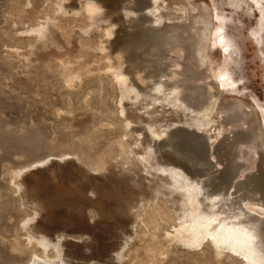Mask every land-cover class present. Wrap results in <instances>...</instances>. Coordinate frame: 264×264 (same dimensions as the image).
<instances>
[{"label": "rangeland", "instance_id": "374dc122", "mask_svg": "<svg viewBox=\"0 0 264 264\" xmlns=\"http://www.w3.org/2000/svg\"><path fill=\"white\" fill-rule=\"evenodd\" d=\"M223 3L0 0V264L34 256L62 264H245L211 243L175 239L178 205L153 186L171 183L157 165L180 148H155L154 133L158 145L179 130L197 134L216 165L222 140L240 132L248 141L232 156L243 168L237 181L252 175L264 197V115L254 101L264 98V66L251 40L240 41L237 92L219 86L225 65L213 47L215 8L233 12ZM234 17L248 36L256 13ZM166 28L178 42L160 46L156 34ZM175 96L202 99L205 109ZM31 237L60 243L61 258Z\"/></svg>", "mask_w": 264, "mask_h": 264}, {"label": "bare ground", "instance_id": "6f19581e", "mask_svg": "<svg viewBox=\"0 0 264 264\" xmlns=\"http://www.w3.org/2000/svg\"><path fill=\"white\" fill-rule=\"evenodd\" d=\"M224 4L232 8L233 12L228 16L224 13L223 8L220 9L219 5L216 6L214 16L217 26L213 32V47L220 48L223 53L225 68L217 74V79L223 92L230 95L237 92L239 84L233 77L235 70L242 68L240 41L251 40L256 48V58L264 66V0H224ZM96 5H89L88 9L92 14H98L101 10ZM240 9L247 15H250L251 12H255L257 15L255 26L248 29V36H245L236 24L234 15ZM230 25H234L233 32L228 31ZM39 32L41 33V31ZM156 35L160 46L178 42L174 29L166 28ZM192 79L196 81L193 77ZM262 82L264 85V74ZM163 87L164 84H159L157 88ZM173 91L175 93L177 87ZM187 95L196 101V97ZM181 97L175 96L174 98L183 106L194 111L205 109L206 104L202 99L195 103L189 102V99L188 101L183 100ZM254 101L256 106L262 109L264 115V98L261 101ZM260 108L258 109L261 113ZM222 111L230 115L233 114L227 109ZM225 120L228 121L226 118ZM202 126L206 125L202 124ZM202 129L204 130V128ZM167 137L166 141L158 145L156 142L161 139V136L154 133L151 141L154 142L155 148L158 146L159 150L166 147L174 149L175 145L180 146L174 151L161 152V162L156 169L164 175L167 174L165 177L168 176L171 183L163 184L165 181L163 183L159 181L161 185L157 183L153 186L156 192L157 190L163 191L164 188L168 189L167 192H164V189L163 193L167 194L171 201L174 196V201L178 205L177 210L181 222L175 231L174 238L190 247L201 246L204 242L211 243L219 250L229 251L245 264H264V218L257 211H264V208L259 204L261 199L264 201V197L261 199L258 197L263 194V187L261 189L260 186H255L256 179L248 174L243 180L237 181L243 168L240 164L232 161L236 148L248 141L247 135L239 132L234 133L232 138L222 140L217 151L216 165L206 157L204 139L198 137L197 134L189 135L187 131L179 130ZM223 164H225L224 173L222 176H217L213 169ZM42 166L39 164L36 168H42ZM251 187H253L252 190H250ZM29 240H35L34 242L45 250L53 246L58 254L57 258H61L58 248L60 243L53 245L49 238L43 237L39 240L31 237ZM62 262V260H50L48 256H34L29 264H62Z\"/></svg>", "mask_w": 264, "mask_h": 264}]
</instances>
